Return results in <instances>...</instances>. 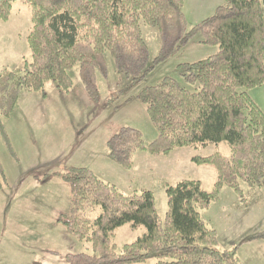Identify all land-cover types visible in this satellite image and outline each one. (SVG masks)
<instances>
[{
    "label": "trees",
    "instance_id": "16d2710c",
    "mask_svg": "<svg viewBox=\"0 0 264 264\" xmlns=\"http://www.w3.org/2000/svg\"><path fill=\"white\" fill-rule=\"evenodd\" d=\"M18 0H0V21L7 23ZM31 8L27 36L30 62L23 69L0 73V129L12 116L22 91L44 94L48 82L68 93L69 72L79 66L88 96L98 101V76L109 75V55L119 76L141 82L197 35L218 51L195 63L179 65L180 78L165 77L144 87L137 99L146 106L157 133L145 144L142 133L122 127L107 142L108 156L125 169L139 152L168 156L174 150L226 142L230 155L195 156L192 162L212 166L217 181L211 192L199 181L166 185L168 211L160 220L149 190L121 193L91 170L73 168L62 175L71 190V209L57 222L92 246L94 255L62 257L66 264H139L156 256L155 264H242L235 249L219 251L218 235L201 212L219 200L224 187L242 197V186L264 189V113L241 88L264 84V0H226L214 14L189 28L184 0H22ZM142 25L158 30L160 53L150 58ZM6 182L0 163V190ZM95 207L100 215L91 220ZM147 231L117 252L115 231L126 225Z\"/></svg>",
    "mask_w": 264,
    "mask_h": 264
},
{
    "label": "rangeland",
    "instance_id": "374dc122",
    "mask_svg": "<svg viewBox=\"0 0 264 264\" xmlns=\"http://www.w3.org/2000/svg\"><path fill=\"white\" fill-rule=\"evenodd\" d=\"M225 2L184 0L188 27L212 16ZM31 28L30 6L16 1L10 20L0 21V73L3 69H23L24 61L30 62L26 39ZM142 32L153 60L161 49L159 32L145 25ZM202 40L197 35L141 82L119 76L107 55L109 75L98 76V101L86 93L79 66L69 72L73 87L68 93L59 91L53 82L45 85L44 94L20 93L12 116L3 120L6 136L0 129V163L6 179L0 190V264H66L62 257L67 254H95L89 243L74 238L57 222L71 209V190L62 179L70 169L91 170L125 195L142 190L153 192L161 221L168 211L166 185L191 180L201 182L207 192L214 189L217 171L212 166L196 165L192 159L215 153L229 156L226 142L184 147L168 156L139 152L131 169L112 161L107 151V142L122 127L139 130L147 145L156 139L146 106L137 94L165 77L178 79L186 86L179 77V65L198 62L218 51L217 46L203 45ZM240 91L246 92L264 113V84ZM242 189L241 197L224 187L219 200L201 215L207 226L217 232V250L235 249L242 264H264V189L250 190L245 184ZM100 213L101 209L95 207L87 217L94 220ZM146 231L144 225L118 228L113 239L117 252ZM156 262L152 255L139 264Z\"/></svg>",
    "mask_w": 264,
    "mask_h": 264
}]
</instances>
